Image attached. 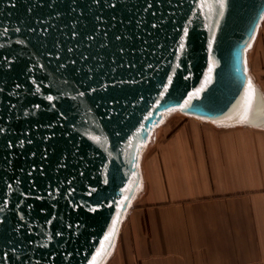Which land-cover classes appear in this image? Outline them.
Segmentation results:
<instances>
[{
    "label": "water",
    "instance_id": "95a60500",
    "mask_svg": "<svg viewBox=\"0 0 264 264\" xmlns=\"http://www.w3.org/2000/svg\"><path fill=\"white\" fill-rule=\"evenodd\" d=\"M223 4L0 0V264H104L174 113L264 128V0Z\"/></svg>",
    "mask_w": 264,
    "mask_h": 264
},
{
    "label": "crops",
    "instance_id": "0c3cea01",
    "mask_svg": "<svg viewBox=\"0 0 264 264\" xmlns=\"http://www.w3.org/2000/svg\"><path fill=\"white\" fill-rule=\"evenodd\" d=\"M249 68L264 93V17ZM104 264H264V128L185 118L160 137Z\"/></svg>",
    "mask_w": 264,
    "mask_h": 264
},
{
    "label": "rangeland",
    "instance_id": "374dc122",
    "mask_svg": "<svg viewBox=\"0 0 264 264\" xmlns=\"http://www.w3.org/2000/svg\"><path fill=\"white\" fill-rule=\"evenodd\" d=\"M185 118H187L185 117V115L179 113H174L173 115H171V117L167 118L165 122L158 128L155 134V140L148 146L149 150L153 148L154 144L159 140L160 137H162L165 133H167Z\"/></svg>",
    "mask_w": 264,
    "mask_h": 264
},
{
    "label": "snow or ice",
    "instance_id": "6c2138e0",
    "mask_svg": "<svg viewBox=\"0 0 264 264\" xmlns=\"http://www.w3.org/2000/svg\"><path fill=\"white\" fill-rule=\"evenodd\" d=\"M218 3L220 4V7L222 8L223 6H224V4H223V0H218ZM184 47V45L183 44H181L180 45V48H183ZM211 71V69H209V72ZM251 83H249V92H248V95H247V104L248 105H250L251 104ZM49 100H51L52 99V97L51 96H48L47 97ZM247 118V115H246V111H245V114L244 115H242L241 116V119H246ZM106 239L108 238V237H105ZM93 264H94V261H93Z\"/></svg>",
    "mask_w": 264,
    "mask_h": 264
},
{
    "label": "bare ground",
    "instance_id": "6f19581e",
    "mask_svg": "<svg viewBox=\"0 0 264 264\" xmlns=\"http://www.w3.org/2000/svg\"><path fill=\"white\" fill-rule=\"evenodd\" d=\"M246 60L248 61V54H247V53H246ZM249 73H250V76L252 77L254 83H256L255 79L253 78V74H252V72L249 71ZM141 164H142V163H141ZM141 175H142V166H141Z\"/></svg>",
    "mask_w": 264,
    "mask_h": 264
}]
</instances>
